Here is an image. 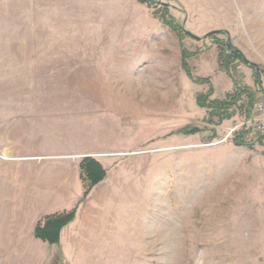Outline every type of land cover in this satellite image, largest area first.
Wrapping results in <instances>:
<instances>
[{"label": "rangeland", "instance_id": "1", "mask_svg": "<svg viewBox=\"0 0 264 264\" xmlns=\"http://www.w3.org/2000/svg\"><path fill=\"white\" fill-rule=\"evenodd\" d=\"M227 39L264 70V0H0V109L22 111L42 152H97L106 167L78 223L88 253L57 264H264V139L250 123L264 71L256 83L239 60L221 68ZM206 93L233 100L228 117L198 105ZM11 247L0 264H20Z\"/></svg>", "mask_w": 264, "mask_h": 264}, {"label": "crops", "instance_id": "2", "mask_svg": "<svg viewBox=\"0 0 264 264\" xmlns=\"http://www.w3.org/2000/svg\"><path fill=\"white\" fill-rule=\"evenodd\" d=\"M41 51L49 53V46L43 45ZM18 112L22 111L15 108L4 111L0 109V244L12 246L9 249L11 256L6 260L20 264H44L49 260V264H57L55 259L65 262L70 255L72 260L79 256L81 261L88 253L83 247L91 242V237L84 236L85 228L79 227L78 230V223L86 226L91 219L89 213L93 208L92 198L96 191L103 190L102 186L98 184L91 190L79 205L75 220L61 230L59 244L56 245L58 250L48 252V256L41 254L47 242L37 238L33 240L30 236L33 237L35 224L42 216L70 209L75 198L81 197L83 186L78 169L80 158H76L78 154L42 152L49 145L35 143L43 139L42 134L18 126ZM96 154L79 153V157L87 155L96 158ZM96 159L102 163L99 158ZM28 214L31 217L23 222ZM15 222L21 224L20 231L22 226L23 233L19 234ZM88 229L90 227L86 228L89 235L91 229ZM11 239L15 240L13 244H10ZM18 253L21 257L14 260Z\"/></svg>", "mask_w": 264, "mask_h": 264}, {"label": "trees", "instance_id": "3", "mask_svg": "<svg viewBox=\"0 0 264 264\" xmlns=\"http://www.w3.org/2000/svg\"><path fill=\"white\" fill-rule=\"evenodd\" d=\"M179 30L186 35H191L189 32L183 30L182 27H179ZM217 32H222V31L214 30L209 32L207 36H212ZM221 43L223 44L225 50H227V53H224L223 51L219 52L218 54L219 66L227 70L231 62L235 60H239L245 65L252 68L256 78L255 82L260 83V76L264 70L261 69L256 63L249 61L238 48L232 45L229 39H227L225 42L222 41ZM182 52L183 55L187 54V51L184 49L182 50ZM182 66L184 67L188 76L192 77L190 68L186 64V62L182 61ZM198 81L200 82L204 80L201 79ZM244 91L245 90H243V92ZM208 93L200 94L197 96L198 105L201 107L213 109L212 113L219 116L220 119L228 117L229 113L227 112V110L228 107L233 103V100L220 101L214 99V100H210L209 102H206ZM230 97L231 99H237V97H234L233 95H231ZM247 97L249 98L248 100L251 105L253 103L252 95L248 93ZM184 131L189 132L191 130L185 129ZM234 143L235 145H247V143L242 142L238 138L234 140ZM78 169H79V177L83 186L82 198L80 200V202H82L88 196L91 189L106 177V170L96 158L91 156L83 157L78 164ZM77 207L78 205H76L75 207L69 210H64V211H59L44 215L35 224L33 230L34 237L42 241H45L51 245L59 244L61 230L75 219Z\"/></svg>", "mask_w": 264, "mask_h": 264}, {"label": "built area", "instance_id": "4", "mask_svg": "<svg viewBox=\"0 0 264 264\" xmlns=\"http://www.w3.org/2000/svg\"><path fill=\"white\" fill-rule=\"evenodd\" d=\"M251 122L254 124L255 131L264 139V98L255 104V113Z\"/></svg>", "mask_w": 264, "mask_h": 264}, {"label": "water", "instance_id": "5", "mask_svg": "<svg viewBox=\"0 0 264 264\" xmlns=\"http://www.w3.org/2000/svg\"><path fill=\"white\" fill-rule=\"evenodd\" d=\"M194 37L199 38V37H197V36H194Z\"/></svg>", "mask_w": 264, "mask_h": 264}, {"label": "bare ground", "instance_id": "6", "mask_svg": "<svg viewBox=\"0 0 264 264\" xmlns=\"http://www.w3.org/2000/svg\"><path fill=\"white\" fill-rule=\"evenodd\" d=\"M7 157V156H6Z\"/></svg>", "mask_w": 264, "mask_h": 264}]
</instances>
